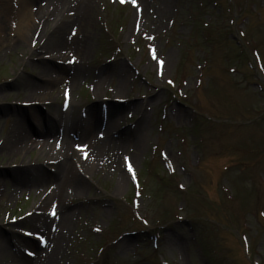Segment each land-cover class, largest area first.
I'll use <instances>...</instances> for the list:
<instances>
[{"label": "rangeland", "instance_id": "obj_1", "mask_svg": "<svg viewBox=\"0 0 264 264\" xmlns=\"http://www.w3.org/2000/svg\"><path fill=\"white\" fill-rule=\"evenodd\" d=\"M4 1L38 20L22 40L0 8V264H17L19 227L64 233L55 264H264V0ZM59 24L58 53L46 41ZM40 65L68 68L48 93L27 88L50 82ZM38 101L77 118L95 102L127 132L66 156L67 175L55 151L85 139L43 132L21 106ZM22 117L46 140L7 154ZM38 163L49 178L14 184Z\"/></svg>", "mask_w": 264, "mask_h": 264}, {"label": "bare ground", "instance_id": "obj_2", "mask_svg": "<svg viewBox=\"0 0 264 264\" xmlns=\"http://www.w3.org/2000/svg\"><path fill=\"white\" fill-rule=\"evenodd\" d=\"M14 1H16V2H13V4L10 5L11 9L13 8V6H14V8H19V7L21 8V7H23V5L25 3V0H14ZM78 3H77V6H76L77 8H76L75 12H76V15H79L78 18L80 20H82V19H85V14H86L85 11L87 10V7H85V5L83 3H81V4H78ZM7 7H8V4L4 1L3 9H2V7H0L1 11L4 14L3 20L6 22L11 21L13 23V26H12L13 29L12 30H13V33H15V35H18L23 30L22 40H24L25 36L26 37L28 36L29 27H31L35 23V21L38 19L33 17L34 13L32 14L31 10H27L26 12L22 13L20 10L15 9L17 11L15 14L16 17H13L12 15H10V13L9 14L7 13L8 12V11H6ZM56 7L57 6H54L52 9H58V7L57 8ZM61 9H63V8H59L58 11L60 12ZM7 10H8V8H7ZM30 14H32V16ZM62 25L63 24H59L56 27V29L49 35V37L47 38V41H46V47L49 48L50 46H53L56 44L58 46H57V48H55V50L58 51V50H62L63 48L65 49L66 46H64L63 40L61 42L59 41L60 36H62V32H61L63 30ZM80 27L83 30V27L82 26H80ZM8 38H9V33H8ZM58 53H59V51H58ZM60 67L56 66L55 71H53L54 68H48V67L41 66V65L38 66V70L41 69L42 72L48 74V76L50 78V80H49L50 82H44L41 84L31 83V85L27 86V88H31V86L33 85L35 88L40 89L41 92L42 91L47 92V91H49L48 89L51 88V85L54 86L56 84V86H57V84H58L57 79L58 78H56V75H53L52 73L56 72V71L59 73L60 70H62V68H63V70H68V68H66L64 66L62 68H60ZM75 73L76 72H73V74H75ZM71 81L72 82H71L70 86H74V84L76 83L74 77H72ZM102 82H103V77L100 75L99 81H96V85L97 86L99 85L101 87ZM45 100H47V99H45ZM93 104L94 105H90L91 110L89 109V111L92 112V114L89 113L90 117L87 118L88 123L86 122V124H85L86 128H84V129H81V127L77 128L78 136L85 139L82 143L81 149H79V151L77 153H81L82 151L84 152V150L87 151V149H89V147H86V146L84 148L83 144L86 143L88 146L91 144V145H93V147L91 150L92 153H90V154L92 156L96 157V156H99V153L103 154L105 150H108L110 148L107 147L104 144V142L100 143L101 137L96 136L97 125H100V127H101V124H99L100 121L97 118L98 107H97L96 103H93ZM36 110L37 109H34V111H36ZM70 110H71V107H69V109H67V111H65V113H66L65 115H67L68 118L65 116L67 120H66L64 127H68V124L70 122L68 120L71 117L70 116ZM34 111L31 114L29 113L30 114L29 117L34 118V123L38 124L39 126H42V128L44 129L45 132H52L54 130L55 123L52 122L51 119L43 118L45 116H43L42 112H39V114L34 117V113H36ZM112 111L114 112V110H112ZM44 120L46 122L45 124L43 123ZM76 122L77 123L79 122L78 124L80 125V122H82V120L79 118H76ZM114 122L115 121H113V119H109V118L107 119V121H106L107 125L103 126V128L105 129L104 130V134H105L104 136L108 135L107 133H109L110 131H115L117 129V128H115ZM18 125H19V126H17L18 130L14 132V134H16V136L14 138L15 140L13 142L7 143L3 146V149L4 150L6 149L7 154H9L15 148H19V149L28 148L29 149V147L34 146L38 143H40V145H42L44 143V141L46 140L45 138H44V140L41 138L40 141H37V140H35V138L33 139L32 137H30L29 133H28L30 128L27 127V125L24 122L20 121L18 123ZM126 132H127L126 130H123V132H121V134L126 133ZM89 133H91V138H90L91 141L89 139H87L88 135H90ZM64 141L61 144L62 147L59 150L55 151V157H58V158H56L58 164L57 163L56 164H57L60 171L63 170L67 175H69V174L73 175L72 166L70 165V162L66 161V156L74 154L75 150H72L70 148V146L67 145ZM95 143H97V145ZM113 144H114L113 149L114 148L116 149L122 145V143L120 141H117L116 143H113ZM86 153L89 154V152H86ZM91 155H90V157H91ZM60 157H62V158H60ZM24 172H26V171H24ZM49 176H50L49 172L45 171L43 167H36L33 170L27 171L24 176L19 177V178L16 177L14 179L15 181H13V182H14V184L26 185V184H31V183H36V182L42 181L44 177L49 178ZM57 196H52L54 198H52V197L51 198L55 199V197H57ZM52 201L55 202V200H52ZM29 217H30L29 218L30 221L31 220L35 221L39 218V217L38 218L35 217V215H31ZM59 232H60V230L56 231L54 234H49L46 236L48 238V240H46V246L48 248L46 249L44 257L41 256V254L37 255V256L35 254L32 256V257H34L33 260H28L25 257H21V256L16 257V255L14 253V254H10L9 258H11L14 261H17V264H55L56 259L58 258V251H59L56 248L57 243L61 242L63 237H64V235H63L64 233H59ZM53 241H54V243H53ZM13 243L18 248H23V247H27V246H29V248H30L32 243H33V240H31V239L28 241L24 240L23 243L17 244L16 240L13 238ZM3 247H5V246L0 244V250L3 251L5 249ZM5 256H6V254H5Z\"/></svg>", "mask_w": 264, "mask_h": 264}, {"label": "snow or ice", "instance_id": "obj_3", "mask_svg": "<svg viewBox=\"0 0 264 264\" xmlns=\"http://www.w3.org/2000/svg\"><path fill=\"white\" fill-rule=\"evenodd\" d=\"M125 2V0H121V3ZM132 3L135 4V0H132ZM149 39H151V37H149ZM74 59V58H73ZM69 62H72L71 60ZM171 83V82H169ZM77 147H81V146H77ZM129 171H131V167L129 166ZM262 215H264V213H261Z\"/></svg>", "mask_w": 264, "mask_h": 264}]
</instances>
